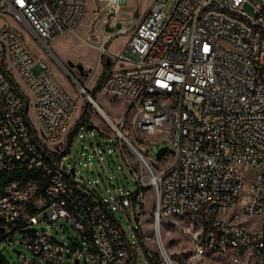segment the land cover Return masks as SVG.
Segmentation results:
<instances>
[{
	"label": "built area",
	"instance_id": "1",
	"mask_svg": "<svg viewBox=\"0 0 264 264\" xmlns=\"http://www.w3.org/2000/svg\"><path fill=\"white\" fill-rule=\"evenodd\" d=\"M102 2L95 66L90 71L79 64L77 69L93 74L98 65L97 91L136 108L126 126L133 135L127 136L141 143L145 134L164 132L166 151L156 160L120 137L135 155L138 166L128 164L137 190L125 195L114 190L115 196L107 200H92L75 169L72 174L62 162L76 99L32 51L21 30L3 21L0 221L24 222L22 242L30 255L19 252L17 264H62L66 253L77 262L136 264L138 247L149 264H174L160 237L159 221L167 217L186 224L178 231L191 245L187 262L216 252L223 259L229 257L231 264H264V226L247 228L240 219L241 214L257 215L264 225V0H174L169 11L164 2L154 0L133 14L120 12L126 0ZM244 4L252 7V14L243 11ZM84 5L85 0H0V11L46 43L73 32ZM128 32L121 51L107 49L112 37ZM127 49L137 54L136 60L123 56ZM101 57H107L109 64L104 60L101 64ZM34 67L40 69L36 74ZM86 86L78 87L80 93L87 92ZM119 126L125 128L124 118ZM88 129L86 121H80L74 130L88 133ZM57 143L58 149L50 147ZM169 155V164L160 163ZM247 168L253 174L243 191ZM21 170L36 176L14 173ZM147 187L154 193V249L142 247L139 239ZM29 203L33 213L26 212ZM130 204L137 228H129L137 245L129 241L112 212ZM41 209L45 214L39 219ZM60 220L79 238L56 241L45 230L31 228L47 222L64 237L57 225Z\"/></svg>",
	"mask_w": 264,
	"mask_h": 264
},
{
	"label": "rangeland",
	"instance_id": "2",
	"mask_svg": "<svg viewBox=\"0 0 264 264\" xmlns=\"http://www.w3.org/2000/svg\"><path fill=\"white\" fill-rule=\"evenodd\" d=\"M154 0H126L125 4L121 5L120 12L124 14H133L136 11L142 12L147 9ZM165 3V11H169L173 5L174 0H159ZM246 14H252V7L248 4L242 6ZM8 16L7 12L0 11V22ZM12 18V17H11ZM12 25L17 27L23 33L25 40L32 51L41 59H44L52 68V71L67 91V93L76 99V110L72 115L69 123V131L75 129L78 122L86 121L90 126L88 133L86 130L74 132L69 140L67 137L65 151L62 153V162L66 167H74L75 177H81L83 184L82 189L94 201L99 199L107 200L115 196L114 190L119 194L125 195L129 192L137 190V182L133 177L129 164L137 167L135 162V155L129 150L128 145L123 139L118 137L113 132L108 124L101 118L95 107L89 103L84 93H80V89L74 79H76L85 90L89 93L94 91V99L100 104L102 108L111 116L115 124L120 128L119 123L125 119V128L122 130L124 135L130 140V143L139 150L146 151L150 157H155L156 150L164 143L161 139L164 137V132H155L153 134H145L141 143H137L129 136L132 132H128L126 126H130L133 121V114L135 107H129L125 100L116 98L101 91H97L100 68L97 65V72L93 77L90 71L91 67L95 66L97 59L98 47L101 42L102 23H103V2L102 0H85L84 11L74 28L73 32H64L46 43L42 42L37 36L26 26L21 25L12 19ZM109 44L111 50H119L125 46L129 38V32L112 37ZM124 57L130 60H136L137 54L127 49ZM100 63L103 64L104 58H100ZM82 65L90 71L80 74L77 65ZM101 67V66H100ZM33 72H39L38 67H34ZM85 70V69H84ZM74 78V79H73ZM90 81V82H89ZM20 87H23L20 83ZM90 94V93H89ZM93 98V97H92ZM28 114L32 121H35L34 110L32 106L28 108ZM166 130V125L160 127ZM129 135V136H127ZM70 141V142H69ZM122 142L121 148L119 142ZM60 143L50 145V147L58 149ZM69 147L67 148V145ZM95 148L96 152L92 150ZM163 163L169 164L172 161V155L168 158H163ZM246 181L244 189L250 182L253 171L246 169L244 171ZM154 193L151 187H147L143 193V202L141 203L144 209V219L138 224L139 226V239L142 247L155 248L156 243L153 235V208ZM230 210V209H229ZM114 217L119 225L123 228L129 241L137 245V239L133 236L129 226L134 229L137 228V221L133 205L130 204L125 210L115 208L112 210ZM45 214V209L37 212L39 219ZM241 222L247 228H256L262 225V219L257 215L241 214ZM57 225L64 231V237L56 232V227L47 222H38L32 225L31 228L45 230L46 233L51 235L56 241L68 242L69 239H78L79 234L67 222L60 220ZM179 225L186 226V224L178 219L172 217L164 218L160 221V231L163 235L164 246L174 264H231L230 258L223 259L216 252L207 253L204 257L199 258L192 262H187L186 257L189 253L191 245L187 236L178 231ZM30 255V251L22 242V233L15 231L12 238L1 247V253L5 260L10 264H17L18 253ZM137 263L136 264H149L145 257L143 250L138 247L136 249ZM68 253H66L67 255ZM64 256L62 264H91V262L83 261L77 262L76 259L69 256Z\"/></svg>",
	"mask_w": 264,
	"mask_h": 264
},
{
	"label": "trees",
	"instance_id": "3",
	"mask_svg": "<svg viewBox=\"0 0 264 264\" xmlns=\"http://www.w3.org/2000/svg\"><path fill=\"white\" fill-rule=\"evenodd\" d=\"M89 93H90L91 97L94 98V91H90ZM88 127L90 128L89 125H88ZM72 135H73V132H71L69 134V138H71ZM64 151L62 153H64ZM14 173L15 174H21L23 178H27V177H30V176L31 177H35L36 176L35 174L33 175L30 172L24 171V170L15 171ZM4 179H5V177H2L1 181H4ZM41 191H42V188L40 187L39 190L37 191L36 195L39 196ZM34 211H35V209L29 203L27 205L26 212L33 213ZM23 227H24V222L23 221H18L14 225H6L2 221H0V264H10V263H8L5 260L4 256L2 255L1 247H4V244H6V242L12 238V235H13V233L15 231H19V232L23 231V229H24Z\"/></svg>",
	"mask_w": 264,
	"mask_h": 264
},
{
	"label": "bare ground",
	"instance_id": "4",
	"mask_svg": "<svg viewBox=\"0 0 264 264\" xmlns=\"http://www.w3.org/2000/svg\"><path fill=\"white\" fill-rule=\"evenodd\" d=\"M96 72H97V66H96V69L94 71V74L91 77H93ZM92 100L94 102V104H92V105L95 107L97 112L100 114L101 118L108 124L109 128L113 132H115L116 134H120L121 136H125L124 133L122 132V130L115 124V122L111 118V116L106 112V110L104 108H102L100 106V104L94 98H92ZM125 138L127 139V141L130 142V140L126 136H125ZM159 227H160V221H159ZM160 237H161V240H162V242L164 244L163 235L161 234V231H160Z\"/></svg>",
	"mask_w": 264,
	"mask_h": 264
},
{
	"label": "water",
	"instance_id": "5",
	"mask_svg": "<svg viewBox=\"0 0 264 264\" xmlns=\"http://www.w3.org/2000/svg\"><path fill=\"white\" fill-rule=\"evenodd\" d=\"M104 63L105 64H109V59L107 57L105 58ZM77 85H78L79 88H82L80 83H77ZM85 96H86L87 100L89 101V103L94 104V102L92 100V97H91V95L88 92L85 93ZM117 135H119V137H123L120 134H117ZM123 139L127 142V144L130 145V143L124 137H123ZM165 151H166V147L165 146H160L157 149L156 153H155L156 160H160ZM70 170H71L72 174H74V168L71 167Z\"/></svg>",
	"mask_w": 264,
	"mask_h": 264
},
{
	"label": "crops",
	"instance_id": "6",
	"mask_svg": "<svg viewBox=\"0 0 264 264\" xmlns=\"http://www.w3.org/2000/svg\"><path fill=\"white\" fill-rule=\"evenodd\" d=\"M144 11V10H143ZM142 11V12H143ZM3 21H6V22H8L9 24H13L12 22V18H11V16L8 14V16L6 15L5 16V19L4 20H2L1 22H0V25H1V23L3 22ZM120 35V34H119ZM113 39V38H112ZM111 39V40H112ZM111 40H110V42H111ZM110 42L106 45L107 46V49L108 50H111V48H109V44H110ZM111 51H114V50H111ZM117 51H119V50H115V52H117ZM74 129V128H73ZM73 129L69 132V134L71 133V132H73ZM75 132V131H74ZM69 134L67 135V137H69ZM69 140H70V138H69ZM70 142V141H69ZM68 147H69V144H68Z\"/></svg>",
	"mask_w": 264,
	"mask_h": 264
}]
</instances>
